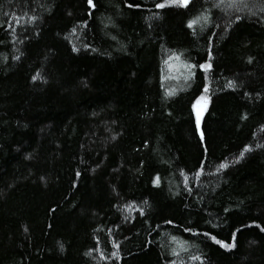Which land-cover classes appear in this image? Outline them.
Wrapping results in <instances>:
<instances>
[{
  "label": "trees",
  "instance_id": "obj_1",
  "mask_svg": "<svg viewBox=\"0 0 264 264\" xmlns=\"http://www.w3.org/2000/svg\"><path fill=\"white\" fill-rule=\"evenodd\" d=\"M0 264H264V0H0Z\"/></svg>",
  "mask_w": 264,
  "mask_h": 264
},
{
  "label": "snow or ice",
  "instance_id": "obj_2",
  "mask_svg": "<svg viewBox=\"0 0 264 264\" xmlns=\"http://www.w3.org/2000/svg\"><path fill=\"white\" fill-rule=\"evenodd\" d=\"M91 2H92V0H89V3L91 4ZM168 2L170 3V4H176V5H178V6H187V4H188V2H189V0H168ZM165 6H167L166 4H160V5H158V7H161V8H163V7H165ZM206 19V18H205ZM199 22V18L197 19V20H194V21H191L190 23H189V27H192L193 26V24H196V23H198ZM177 59H178V57H177ZM205 71H207L208 69H210L211 68V65L210 64H207V65H202L201 66ZM233 85L232 84H229V87H232ZM205 91L207 92V89H205ZM201 99H203V97L201 98ZM199 103V102H198ZM221 167H226V165H222ZM156 182L157 183H159V178H157V180H156ZM217 243H221L220 241H217ZM222 246H224V247H231L232 245H222Z\"/></svg>",
  "mask_w": 264,
  "mask_h": 264
},
{
  "label": "water",
  "instance_id": "obj_3",
  "mask_svg": "<svg viewBox=\"0 0 264 264\" xmlns=\"http://www.w3.org/2000/svg\"><path fill=\"white\" fill-rule=\"evenodd\" d=\"M203 116H204V108H200L195 113V126H196V130H197L198 136L200 138H203V133H202Z\"/></svg>",
  "mask_w": 264,
  "mask_h": 264
},
{
  "label": "rangeland",
  "instance_id": "obj_4",
  "mask_svg": "<svg viewBox=\"0 0 264 264\" xmlns=\"http://www.w3.org/2000/svg\"><path fill=\"white\" fill-rule=\"evenodd\" d=\"M203 104H204V102H203V101H201V102H199V103H198V105H203Z\"/></svg>",
  "mask_w": 264,
  "mask_h": 264
}]
</instances>
